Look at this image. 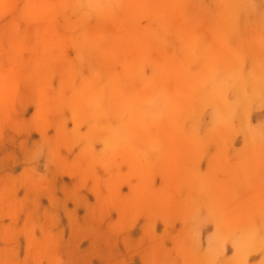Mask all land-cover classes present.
Returning <instances> with one entry per match:
<instances>
[{"label":"rangeland","instance_id":"374dc122","mask_svg":"<svg viewBox=\"0 0 264 264\" xmlns=\"http://www.w3.org/2000/svg\"><path fill=\"white\" fill-rule=\"evenodd\" d=\"M0 264H264V0H0Z\"/></svg>","mask_w":264,"mask_h":264}]
</instances>
